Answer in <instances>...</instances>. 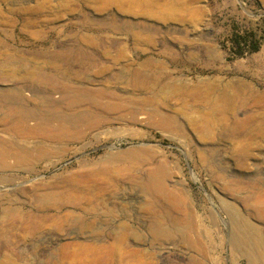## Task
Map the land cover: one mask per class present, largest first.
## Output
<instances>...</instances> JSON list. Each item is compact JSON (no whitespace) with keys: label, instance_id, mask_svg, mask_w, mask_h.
<instances>
[{"label":"rangeland","instance_id":"374dc122","mask_svg":"<svg viewBox=\"0 0 264 264\" xmlns=\"http://www.w3.org/2000/svg\"><path fill=\"white\" fill-rule=\"evenodd\" d=\"M0 154V264H264V0H0Z\"/></svg>","mask_w":264,"mask_h":264},{"label":"trees","instance_id":"16d2710c","mask_svg":"<svg viewBox=\"0 0 264 264\" xmlns=\"http://www.w3.org/2000/svg\"><path fill=\"white\" fill-rule=\"evenodd\" d=\"M231 45L233 51L239 56H243L244 47H247L249 53H256L260 49L259 42L253 32H247L243 35L234 34L233 38H231Z\"/></svg>","mask_w":264,"mask_h":264},{"label":"bare ground","instance_id":"6f19581e","mask_svg":"<svg viewBox=\"0 0 264 264\" xmlns=\"http://www.w3.org/2000/svg\"><path fill=\"white\" fill-rule=\"evenodd\" d=\"M4 159H5L4 155L0 154V168L3 169V170H6L8 168V166L6 165V162L4 161ZM133 253H134V251L129 250V249L123 251V255L124 256H130Z\"/></svg>","mask_w":264,"mask_h":264}]
</instances>
